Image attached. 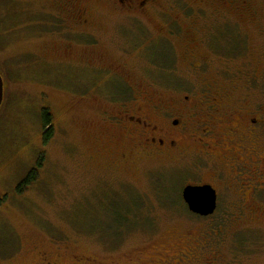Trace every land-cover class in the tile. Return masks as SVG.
<instances>
[{
    "label": "rangeland",
    "instance_id": "1",
    "mask_svg": "<svg viewBox=\"0 0 264 264\" xmlns=\"http://www.w3.org/2000/svg\"><path fill=\"white\" fill-rule=\"evenodd\" d=\"M112 3L73 0L87 11L88 25L80 28L67 26L59 0H0V264H175L179 258L178 264H264V199L252 220L238 211L234 194L221 190L217 211L199 219L180 203L183 171L154 158L137 169L122 163L113 170L101 161L100 149L114 143L119 150L121 136L100 123V106L117 95L111 86L100 88V61H121L119 47H142L144 28L159 24L155 13L117 14ZM258 3L263 22L230 24L229 55L206 76L256 75L251 93L264 104L257 89L264 92V0ZM126 61L125 77L145 86L151 103L165 98L162 82L179 81L169 69L183 73L184 82L193 79L184 59H161L150 47ZM44 108L53 127L47 142ZM203 164L190 168L188 183L222 189ZM34 168V180L18 193Z\"/></svg>",
    "mask_w": 264,
    "mask_h": 264
},
{
    "label": "flooded vegetation",
    "instance_id": "2",
    "mask_svg": "<svg viewBox=\"0 0 264 264\" xmlns=\"http://www.w3.org/2000/svg\"><path fill=\"white\" fill-rule=\"evenodd\" d=\"M112 5L117 14L126 11L121 14L132 17L155 13L160 25L144 28V45L130 47L133 52L119 47L121 51L115 53L123 57L121 61L112 65L100 61V88L111 86L117 94L100 106V123L106 125L107 133L121 136L119 150L114 143L100 149L101 161L117 170L122 163L137 169L145 160H162L165 168L185 173L178 197L189 214L199 219L212 216L222 190L234 194V202L233 197L230 199L243 216L255 220L252 212L259 214L258 207L262 206L258 202L264 199V104L251 93L256 75L253 78L247 73L233 79L222 70H216L219 76L206 75L214 61L221 67L220 58L229 55L226 46L231 41L227 29L230 24L240 25L243 21L260 26L263 22L258 0H114ZM59 9L67 26L88 25L86 9L73 4V0H59ZM149 47L161 59H184L186 73L193 78L184 82L183 73L167 70L179 81L160 84L166 94L160 102L151 103L142 93L145 86L132 82L129 75L125 77L131 66L126 59L130 61L139 50ZM257 89L263 97L262 85ZM201 164L212 168L214 180L222 189L207 181L188 183L193 180L190 168L197 170ZM187 185H210L215 190L216 208L211 215L200 216L188 210L182 196ZM249 195L256 205L247 204ZM179 259L175 264L180 263Z\"/></svg>",
    "mask_w": 264,
    "mask_h": 264
},
{
    "label": "water",
    "instance_id": "3",
    "mask_svg": "<svg viewBox=\"0 0 264 264\" xmlns=\"http://www.w3.org/2000/svg\"><path fill=\"white\" fill-rule=\"evenodd\" d=\"M2 100L3 80L0 75V106ZM182 196L188 210L200 216L211 215L216 208V193L210 185H187L183 188Z\"/></svg>",
    "mask_w": 264,
    "mask_h": 264
},
{
    "label": "trees",
    "instance_id": "4",
    "mask_svg": "<svg viewBox=\"0 0 264 264\" xmlns=\"http://www.w3.org/2000/svg\"><path fill=\"white\" fill-rule=\"evenodd\" d=\"M42 125L43 128L48 127V130L45 131V133L42 134L43 137V141L47 142L50 137L52 136V132H53V127L51 126V122H52V116L49 112L48 109L44 108L42 109ZM44 131V129H43ZM41 166L40 162H38V166H36V168H39ZM35 174H36V169L34 168L33 170H31L29 172V174L16 186V191L18 193H21L25 188H27L30 183L32 182V180H34L35 178Z\"/></svg>",
    "mask_w": 264,
    "mask_h": 264
}]
</instances>
